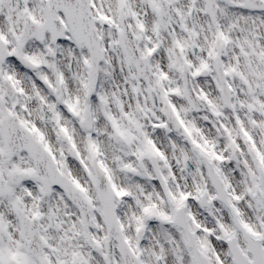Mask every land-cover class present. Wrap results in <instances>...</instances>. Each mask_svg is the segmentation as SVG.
<instances>
[{"label": "snow or ice", "instance_id": "1", "mask_svg": "<svg viewBox=\"0 0 264 264\" xmlns=\"http://www.w3.org/2000/svg\"><path fill=\"white\" fill-rule=\"evenodd\" d=\"M0 264H264V0H0Z\"/></svg>", "mask_w": 264, "mask_h": 264}]
</instances>
